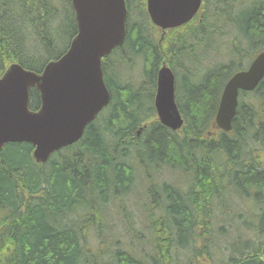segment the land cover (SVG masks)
<instances>
[{"label":"trees","instance_id":"1","mask_svg":"<svg viewBox=\"0 0 264 264\" xmlns=\"http://www.w3.org/2000/svg\"><path fill=\"white\" fill-rule=\"evenodd\" d=\"M244 1L245 12L229 33L222 31L219 5L205 0L202 17L169 31L161 48L146 0H127L125 44L104 63L111 102L82 139L44 163L33 158L28 143H8L0 152V264H176L167 256L180 252L187 257L182 264H199L202 253L193 250L194 243L212 264H264V154L259 153L264 148V80L255 92L241 93L247 99L240 98L231 132L214 129L227 82L264 46V0ZM66 6L71 15L60 21ZM217 22L223 35L211 25ZM76 30L71 0H0V76L13 62L42 73L67 51ZM231 35L240 42L229 45V59L210 67L220 55L212 52H221V41ZM163 52L176 77L181 131L155 118ZM180 56L185 63L178 62ZM197 61L207 63L198 74ZM139 63L143 75L137 83L113 73L116 64L130 71ZM30 92L36 110L39 93ZM136 166L147 176L181 171L190 183L186 194L167 181L148 188L141 229L132 220L126 227L112 222L109 207L134 189ZM229 214L236 221L230 218L226 227ZM92 227L102 243L109 238L118 243L125 233L149 251L118 249L105 263L100 248L90 253L83 247Z\"/></svg>","mask_w":264,"mask_h":264},{"label":"water","instance_id":"2","mask_svg":"<svg viewBox=\"0 0 264 264\" xmlns=\"http://www.w3.org/2000/svg\"><path fill=\"white\" fill-rule=\"evenodd\" d=\"M71 4L77 32L66 53L50 60L42 73L13 64L0 79V151L8 143H28L34 148L33 158L44 163L78 143L111 102L103 59L125 43L126 0H71ZM201 6L202 0H147L150 21L160 29L159 46L168 30L189 23ZM163 55L154 107L164 126L178 130L184 120L176 101V77ZM263 79L264 52L226 84L215 119L217 128L232 130L239 90L254 91ZM32 88L39 92L37 111L30 109Z\"/></svg>","mask_w":264,"mask_h":264},{"label":"rangeland","instance_id":"3","mask_svg":"<svg viewBox=\"0 0 264 264\" xmlns=\"http://www.w3.org/2000/svg\"><path fill=\"white\" fill-rule=\"evenodd\" d=\"M212 1L215 4V6L216 4L219 5L218 9L220 12H218V15L219 14L223 15V18L220 21L222 31L229 33V30L234 26L232 22L233 21L236 22V19L238 17H241L244 14L243 12H245L246 2L244 0H212ZM68 15H71V10L69 6H66V10L64 9L60 17V21L66 20ZM211 25L215 29V32H217L219 35H223L220 29V26H219V22H217V24L213 23ZM68 37L69 35L65 38V43L63 41V44H62L63 50H65L68 46V41H67ZM231 37L233 38V39L230 38L232 41L229 39H225L224 41H221L225 44V46H223L224 49L221 52H212V53H218L220 55H214L213 57L214 64L210 65V67L215 65V62L217 61L224 62V60L229 59L228 52H227V50L229 49V45L234 46L236 45L237 42H240L239 39L236 38V36L231 35ZM243 45L246 46V44L244 43ZM117 53H119V51ZM258 54H259L258 52L257 54H254L253 58L256 57ZM116 58H117L116 55L112 56V60L114 62ZM167 58L169 62V56H167ZM178 62L185 63V59L182 56H180V58L178 59ZM197 63L200 66H198V68L195 70L194 73L198 74L199 69L201 67H202V70L204 71L207 69V63L204 64L203 62H199V61H197L196 64ZM142 70H143V63H139V65L134 69L131 67L130 71L128 70V67H125L122 64H116L114 65L113 73H116L119 71L121 78H123L121 79L123 82L129 80V82L131 83H137L139 80L142 79V75H143ZM199 81H201V79H199ZM240 98L241 100L246 102L247 98L242 96V94L240 95ZM252 100L254 101V105L256 104L258 105V101L256 99H252ZM155 118L157 119V113H156ZM214 129L217 130L219 128H214ZM214 134H215V131H212L211 135H214ZM260 148L261 149L259 153L263 155L264 148L263 147H260ZM163 172L161 175L151 174V176H147L143 172L142 169L136 166V169H135V180L136 181H135V187L132 190V192L123 198L113 200L111 205H109V207L110 206L113 207V208H110V215L113 218L112 222L118 224L119 226L126 227L127 225H130L129 222L130 220H132V222L134 223L133 225L134 228L141 229V226H143L145 214H146L145 209H144V203L147 201L146 191L148 188L152 187L154 184H161L160 182L167 181L169 183L174 184L185 194L188 192L190 183L187 178L189 177L184 175V173H182L181 171L172 172V171L167 170L165 171L164 174ZM152 179L157 180L158 183L153 182ZM226 197L228 198V196ZM249 206H251V204H249ZM230 218L236 221V219L233 217V214H229V216L225 217V220L227 222V224L225 225L226 227L230 226L229 225ZM219 226H221L220 223L217 224V227ZM108 235L112 236L111 234H108ZM147 237L150 238V235H147ZM118 238H120V242L118 243H117V239L115 240L116 243H114L113 240L110 238L105 243H102L103 240L100 238L99 234L95 231V228L92 227V230H88L86 233V242H88V244L87 245L83 244V247L86 251L90 253H93L94 251L100 248V253L103 254V257L101 260H103L105 263H109V261H111V256L108 253H111L112 251L113 252L117 251L118 249L126 251L130 254H142L143 249H146L149 251L147 246H145L142 243H139L141 241L137 239L132 240L133 238L132 235L129 236L124 233L123 236H120ZM221 242L223 243L224 241H221ZM194 244L195 246L193 250H196L202 253V255H198L196 258V260H200L199 264H212L211 262L207 260V258H203V256L205 255V252L202 249V246L199 243H194ZM173 255L174 256L172 260H178L176 264H182L181 260H184L187 258L186 254L184 255V252L173 253Z\"/></svg>","mask_w":264,"mask_h":264},{"label":"bare ground","instance_id":"4","mask_svg":"<svg viewBox=\"0 0 264 264\" xmlns=\"http://www.w3.org/2000/svg\"><path fill=\"white\" fill-rule=\"evenodd\" d=\"M167 56H168V55H167ZM5 73H6V72H5ZM5 73H4V74H5ZM4 74H3V75H4ZM235 74H236V73H235ZM3 75H2V76H3ZM231 78H232V77H231ZM231 78H230V79H231ZM230 79H229V80H230ZM157 80H158V74H157ZM156 83H157V81H156ZM227 83H228V82H227ZM156 90H157V84H156ZM223 91H224V90H223ZM242 92H243V93H244V92L250 93V92H248V91H246V90H242V89L239 90L238 95H237L238 107H239V103H240V94H241ZM239 93H240V94H239ZM218 108H219V107H218ZM237 110H238V108H237ZM180 112H181V111H180ZM156 113H157V112H156ZM217 113H218V111H217ZM236 114H237V113H236ZM216 116H217V114H216ZM157 119L161 122V120L159 119L158 114H157ZM215 119H216V117H215ZM183 120H184V119H183ZM161 123H162V122H161ZM183 126H184V123L180 126V127H181L180 129H178V130H173V131H181L182 128H183ZM222 130H223V129H222ZM230 132H231V131H230ZM110 205H111V204H110ZM199 228H200V227H199ZM198 235H199V234H198ZM199 238H200V237H199ZM188 252H189V251H188Z\"/></svg>","mask_w":264,"mask_h":264},{"label":"flooded vegetation","instance_id":"5","mask_svg":"<svg viewBox=\"0 0 264 264\" xmlns=\"http://www.w3.org/2000/svg\"><path fill=\"white\" fill-rule=\"evenodd\" d=\"M197 16H198V18H201V12H200ZM262 48H263V49H261V50L259 51V53L264 52V46H263ZM247 66H248V65H247ZM258 86H259V85H258ZM257 88H258V87H257ZM257 88H256V89H257ZM256 89H255V90H256ZM255 90H254V91H248V92L253 93V92H255ZM239 94H240V93H239ZM240 95H241V94H240ZM167 257H168L170 260H172V258H173L172 256H167ZM169 259H168V260H169Z\"/></svg>","mask_w":264,"mask_h":264}]
</instances>
